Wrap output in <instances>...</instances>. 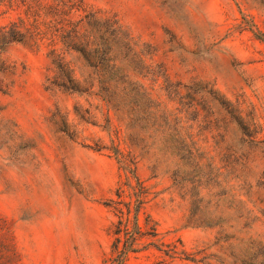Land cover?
Here are the masks:
<instances>
[{
    "label": "rangeland",
    "instance_id": "374dc122",
    "mask_svg": "<svg viewBox=\"0 0 264 264\" xmlns=\"http://www.w3.org/2000/svg\"><path fill=\"white\" fill-rule=\"evenodd\" d=\"M88 14L140 45L130 70L149 106L175 114L177 84L217 92L183 116L195 158L163 152L158 121L58 87L54 50L75 80L100 82L61 43ZM14 25L29 37L0 42V264H264V0H0V40Z\"/></svg>",
    "mask_w": 264,
    "mask_h": 264
},
{
    "label": "trees",
    "instance_id": "16d2710c",
    "mask_svg": "<svg viewBox=\"0 0 264 264\" xmlns=\"http://www.w3.org/2000/svg\"><path fill=\"white\" fill-rule=\"evenodd\" d=\"M97 18H99L97 14H88L85 18V26L80 27L79 29L81 30L72 31V33L64 32L65 34L61 36V43L63 47L68 46L72 51L80 53L85 58L87 62L86 66L100 77L99 84H90L87 81H83V84L75 80L73 78V71L66 72V65L60 62V55H57L54 50L49 53L52 65L66 79V83L58 87L88 95H92V92L97 91L102 96V101L106 103L111 113L113 112L114 115L120 113L121 116L126 117L125 121L127 122H144L149 125L150 121H152L153 124L150 127H155V122L158 121L157 129L161 130L160 134L163 139L161 143L164 142L161 144L163 152L177 155V151H179L183 156L182 159H185V156L195 158L198 155V151L194 152L190 146L191 137L185 131V121L183 120L185 117L183 116H191L190 111L200 106L194 102V99L207 98L208 96L217 99V92L207 83L196 82L190 85L177 84L174 85L173 90L174 97L178 101V108L175 114L172 113V115L166 110L159 109L154 105L153 107L149 106L151 103L149 92H146L142 86L138 87L135 77H132L133 71L130 70H136L138 65L144 64L139 50L141 49L140 45L135 42L133 36L127 30H104L107 23L105 22V25L99 24ZM91 19L95 20V23L92 25L90 24ZM88 27H91L93 30H85ZM1 33L0 42L2 46L15 42H26L29 37L28 32H23V30L17 28L15 25L9 27L8 30H3ZM56 59L59 60L57 61ZM143 109L144 113L141 112ZM138 115H142V118L137 119ZM153 115H157L158 117L156 118L155 116L154 118ZM172 122L176 124L173 128L169 125ZM128 132H135V136H129ZM128 132H125V136L128 143L127 151L129 152L130 149L132 150L139 145L131 144L132 138L138 137L136 130L130 128ZM154 151L158 152V147ZM118 153L123 154V152ZM132 163V172L135 179H137V165L135 160ZM175 174L177 175V171L174 172ZM123 189L124 194L127 193V196H125L126 199L131 202L134 196L132 184L126 183ZM131 195L133 196L131 197ZM129 207L126 205L125 210H122L121 220L126 217L129 220L130 216L127 215L131 214ZM136 217L137 215L135 219ZM117 235L113 253L125 259L131 251V243L129 244V242H132L129 241L131 236H128L126 232L125 234L118 232Z\"/></svg>",
    "mask_w": 264,
    "mask_h": 264
}]
</instances>
